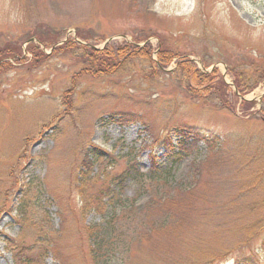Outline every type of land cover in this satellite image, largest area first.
Listing matches in <instances>:
<instances>
[{
  "label": "rangeland",
  "instance_id": "rangeland-1",
  "mask_svg": "<svg viewBox=\"0 0 264 264\" xmlns=\"http://www.w3.org/2000/svg\"><path fill=\"white\" fill-rule=\"evenodd\" d=\"M45 30L56 37L53 47L32 36ZM76 30L99 51L148 45L153 62L167 46L178 57L163 73L188 59L201 73L218 72L227 90L207 99L181 95L139 54L107 74L86 72L74 46L51 56L65 41L84 44ZM32 42L47 58L33 63ZM9 45L28 61L0 74V264H13L12 239L30 246L36 232L43 238L59 229L62 264H101L87 233L100 222L82 211V197L115 190L120 177L137 216L115 235L118 259L103 264H264V80L247 93L236 88L252 106L231 87L237 72L252 86L253 70L264 64V0H0V47ZM215 82L198 88L206 95ZM93 149L105 160L82 180ZM155 169L170 179H139ZM31 177L38 186L17 232V203ZM141 185L180 190L170 204L157 203ZM42 264L57 262L49 255Z\"/></svg>",
  "mask_w": 264,
  "mask_h": 264
},
{
  "label": "trees",
  "instance_id": "trees-1",
  "mask_svg": "<svg viewBox=\"0 0 264 264\" xmlns=\"http://www.w3.org/2000/svg\"><path fill=\"white\" fill-rule=\"evenodd\" d=\"M76 36L78 39H80L84 44H73L68 43L65 41L63 44L55 47L52 50L51 56L57 55V54H64L66 53V50H70L71 48H78L79 50V58H83L82 62L89 65L88 68L85 71L91 72L93 70H98L100 74L104 72V74H107L111 69H113L115 66H121L126 62L134 61L136 57H138V54L140 58L143 59V61L150 62L154 66V70L156 74L168 76L170 80L174 79L177 83V89L178 92L182 94H188L189 96H198L199 98L204 97L207 99L208 97H211L212 95L216 94L217 91H219L220 86H222V90L225 92L227 88H225V84L219 79L218 72L213 71L211 74H204L201 73L195 64L186 59L179 61V64L177 65V68L173 72H166L163 73L164 69L167 67V65L171 62L173 58L177 56L175 52H173L171 49H169L167 46H163L158 51V60L155 62L151 61L149 59L150 55V49L147 45L146 47L141 48L140 50L135 46L134 44H126L123 48H117L112 45H107L104 49L101 51L93 49L92 47H89L86 42H90L89 40H92V37L88 36L84 33V31L76 30L75 31ZM35 37L41 44H43L45 47H53L55 45L56 37L52 35L48 30H45V32H35L32 35ZM57 42V41H56ZM164 45V44H163ZM7 49H3L0 47V74H3L7 70L11 69L13 65L17 63H22L23 60L26 62L27 59L21 58V48L17 45H9L6 47ZM39 47L35 45L33 42L30 44L29 48L27 49V53H29L31 56V60H41L43 57L47 58V56H44V54L41 52H37ZM23 56V55H22ZM178 57V56H177ZM13 60V62H12ZM31 60H29L28 64L31 63ZM84 65V64H83ZM262 66L260 69L253 70V77L255 76V81L252 83V86L247 85L251 77L245 78L243 76V73L237 72L235 73V76H233V82L238 91L242 92H249L251 89H253L257 84L264 80V64H261ZM95 68V69H94ZM123 70V69H122ZM245 78V79H244ZM216 80V89L213 91H206V95L202 94V90H199V86H203L207 83L214 82ZM248 80V81H247ZM194 83L197 88L191 87V84ZM227 87V86H226ZM225 88V89H223ZM216 90V91H215ZM203 98V100H204ZM227 98V97H226ZM235 99V97H234ZM228 103H230L228 101ZM227 101L222 103V105H227ZM231 104V103H230ZM242 104L247 106H252V102L248 101H242ZM261 109L264 110V98L261 100ZM226 109V108H225ZM261 112V110H260ZM263 121V119L261 118ZM243 145V144H242ZM90 156H88L87 159H83L82 165L85 170H88V174L85 173L84 178H82V175L80 179H87V177L90 175L91 170L93 169L94 165H98L99 160L103 159L101 155L96 153V151L93 149L90 152ZM105 160V158L103 159ZM81 169V170H82ZM130 169V168H129ZM130 171V170H128ZM81 173V172H80ZM84 174V173H81ZM126 175L127 172H123V175ZM121 178V177H120ZM119 178V179H120ZM140 178H145L149 181H160L162 182L163 178L168 179L169 177L165 175L164 172H162L159 169H155L148 175H139ZM31 180L26 183V191L25 199H22L21 202L17 203L16 207V213L20 217V219L17 221V223L20 225V229H18L17 232L21 231V226L24 223L27 216H29L30 211L26 207V203H29L28 199H31V191H35L37 189L38 181L34 180V177L30 178ZM114 184V189L106 188V189H99L95 192H92L90 194L91 202L88 201L87 198L82 197L83 205L81 207L82 211L85 212H92L94 215L98 216L100 224L95 225L93 228H87L88 233V240L92 246L91 249V256L94 259V262H99L103 264V262L107 263L111 259H118V256L113 253L117 250V246L120 244L118 243L115 247V242H120L119 239L115 240V235L118 234V231H122L124 228L123 224H129L130 221L134 218H136V213L132 212V208L134 207V201L131 199H127L121 195L122 193V187L121 183L126 179L122 178ZM138 179V180H139ZM170 179V178H169ZM117 179H115L116 181ZM133 180V179H132ZM89 181V180H88ZM121 181V182H120ZM138 182V181H137ZM166 182V181H164ZM138 184V183H137ZM141 190L145 191L146 194H148V200H154L153 195L155 197V202L157 203H165L168 202L170 204V201L173 199V196L178 193L180 189H174L173 194H168V192L162 193L159 191V189L152 188L150 191L148 189L141 185ZM120 188V189H119ZM116 191V192H115ZM152 193V194H151ZM36 199V197H35ZM35 202V200H34ZM158 204L154 203L151 208L156 207ZM34 204L32 205V207ZM133 216L131 219H128V216ZM120 222V223H119ZM35 227H38V225H34ZM42 227H38V231L41 230ZM144 230L145 228H141ZM60 229L57 232H54V234L46 232L45 237L41 238L39 236V233L36 232L35 234L37 237L34 239L33 243L30 246H25L19 241H16L15 239L11 240V243L6 248L12 256L13 264H42L46 260V258L49 255H52L53 259L57 262V264H62L61 255L60 253L56 252L54 249V239L57 237L56 235L59 234ZM120 234V233H119ZM118 234V235H119ZM53 235V237H51ZM144 237V236H141ZM133 241H137L138 239L136 237L132 236ZM141 240V238H140ZM139 240V241H140ZM37 243V245H36ZM246 245H243L242 247H247V250L249 253L253 252L252 244L249 241L244 242ZM248 252H242L240 256L246 255ZM231 253V252H230ZM248 255V259H249Z\"/></svg>",
  "mask_w": 264,
  "mask_h": 264
},
{
  "label": "water",
  "instance_id": "water-1",
  "mask_svg": "<svg viewBox=\"0 0 264 264\" xmlns=\"http://www.w3.org/2000/svg\"><path fill=\"white\" fill-rule=\"evenodd\" d=\"M106 43H109V41H106ZM234 87V86H233ZM234 91L237 93V89L234 87Z\"/></svg>",
  "mask_w": 264,
  "mask_h": 264
}]
</instances>
